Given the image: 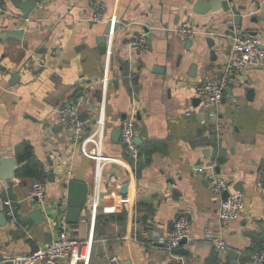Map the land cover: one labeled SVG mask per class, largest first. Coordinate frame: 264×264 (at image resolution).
Returning <instances> with one entry per match:
<instances>
[{"label": "crops", "instance_id": "0c3cea01", "mask_svg": "<svg viewBox=\"0 0 264 264\" xmlns=\"http://www.w3.org/2000/svg\"><path fill=\"white\" fill-rule=\"evenodd\" d=\"M227 2V11L197 12L198 0H50L22 21L13 1L3 0L0 157L16 161L13 179L0 180V260L49 243L64 225L79 240L92 231L89 264H108L111 255L123 264H233L231 250L238 253L237 264H249L264 242V68L239 76L215 119L195 91L197 83L220 74L233 32L258 35L264 43V0ZM102 3L104 15L95 21ZM229 11L242 16L240 25L231 22ZM111 17L118 26L105 33ZM183 25L198 31L189 44L176 32ZM16 27L21 38L7 36ZM143 31L145 50L130 52L131 35ZM70 99L81 103L88 141L98 138L116 161L98 164L72 148L57 115ZM131 112L138 134L145 127L138 161L120 138L113 139ZM214 158L228 193L244 195L240 216L224 230L217 223L219 198L197 172ZM74 177L87 185V196L78 222L69 224L65 183ZM37 181L45 183L42 202L29 196ZM116 183L126 186L119 198L109 195ZM5 200L16 205L15 219ZM35 209L43 214L41 224L31 218ZM183 214L191 219L184 246L189 253L176 255L163 248L162 239ZM207 228L225 237V252L203 239Z\"/></svg>", "mask_w": 264, "mask_h": 264}, {"label": "built area", "instance_id": "2783aa9c", "mask_svg": "<svg viewBox=\"0 0 264 264\" xmlns=\"http://www.w3.org/2000/svg\"><path fill=\"white\" fill-rule=\"evenodd\" d=\"M50 0H35L38 7L44 5ZM228 1V0H225ZM93 20L101 21L105 11V5L97 4L95 7ZM6 12L3 0H0V14ZM254 11L248 12L253 14ZM230 20L236 16L232 11L228 12ZM19 20L26 21L28 18L20 17ZM117 20L111 17L109 32L114 31V25ZM176 32L182 40H193L198 31L196 28L183 25L176 29ZM212 35V32H206ZM231 46L227 60L219 75L206 79L196 84V94L201 99L202 105L208 108L207 116L211 119L217 117V109L224 97V94L237 82L239 76L250 68H264V49L260 36L250 33L233 32L231 34ZM146 33H133L128 41L130 52L142 51L146 48ZM235 102V98L231 97ZM80 101L78 99H70L67 104L59 107L57 110L58 119L61 125L71 134V146L79 152L92 159L95 163L104 164L116 161V158L110 154H106L100 146L98 138L96 140L85 136V122L80 119ZM212 129L219 130V124H213ZM138 135V127L135 114L131 112L120 125V143L126 154L131 160L138 161L140 159L139 146L135 142ZM216 158L207 161L197 167V172L202 174L207 182L210 191L219 198L217 209V223L221 230L226 229L229 224L235 221L241 213L244 204V195L242 192L229 193L227 197H223V193L227 190V180L216 172ZM69 180V179H68ZM66 180V183L67 181ZM65 183V184H66ZM260 185L264 189V165L260 169ZM121 184H114L113 189L109 190L112 197H120ZM45 193V183L37 181L31 185L30 197L37 198L38 201L43 200ZM4 204L8 207V214L11 219H15L16 205L11 200H5ZM92 214L91 220L94 219ZM191 219L188 214L180 215L173 222V227L162 239L163 248L171 252L180 246L183 238H189V228ZM136 239V238H133ZM203 239L209 243L218 252L227 250V241L220 231H214L210 228L205 229ZM92 254V231L90 236L85 240L69 235L67 228L63 225L55 238L45 245H34L29 253L19 254L8 259H1L0 264H89ZM249 264H264V242L260 249L253 251L249 255ZM108 264H123L120 257L111 255L107 258Z\"/></svg>", "mask_w": 264, "mask_h": 264}, {"label": "water", "instance_id": "95a60500", "mask_svg": "<svg viewBox=\"0 0 264 264\" xmlns=\"http://www.w3.org/2000/svg\"><path fill=\"white\" fill-rule=\"evenodd\" d=\"M15 7L18 8L24 15V17H28L31 10L35 7L34 0H12ZM197 5L200 7V10H196L197 12H206L207 10H214L217 8H223L225 11L229 10L230 7L228 2L225 0H198ZM252 22L257 21V17H252ZM235 25H240L242 23V16L238 13L234 17ZM118 26V23L114 25V29ZM110 30V23L107 24L105 29V33H108ZM7 36H13L15 38L20 39L23 30L22 28H11L7 32ZM98 44L100 45L99 49H105V39L100 37L98 39ZM191 43V40H187V44ZM261 48L264 49V43L261 44ZM14 78L15 75L12 74ZM84 114H80V119L83 120ZM70 134V133H69ZM71 135V134H70ZM145 127L142 126L140 128L139 134L135 137V142L137 145H140L142 142V137H145ZM120 138V128L113 133L114 141H119ZM15 157L13 156H3L0 157V180H11L14 177V165H15ZM122 191H126V186L121 187ZM229 195L228 190L223 193V197H227ZM87 196V185L80 178L74 177L67 181L66 183V220L69 224H76L79 220L81 210L86 203ZM37 201V198H34ZM0 218H4L5 215L0 212ZM31 218L34 220L36 224H41L44 220L43 214L40 209H35L31 213ZM187 244V238H183L180 242V246L172 251L173 254L176 255H187L189 252L184 248ZM237 256L238 253L234 250L229 251V257L233 264H237Z\"/></svg>", "mask_w": 264, "mask_h": 264}, {"label": "trees", "instance_id": "16d2710c", "mask_svg": "<svg viewBox=\"0 0 264 264\" xmlns=\"http://www.w3.org/2000/svg\"><path fill=\"white\" fill-rule=\"evenodd\" d=\"M33 174V176H36L38 179L40 178L41 174L34 171V172H31Z\"/></svg>", "mask_w": 264, "mask_h": 264}]
</instances>
